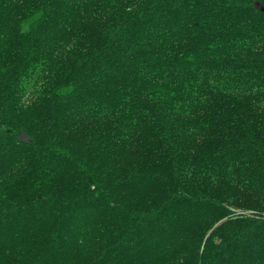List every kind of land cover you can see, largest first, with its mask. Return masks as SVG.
Here are the masks:
<instances>
[{
    "label": "trees",
    "instance_id": "1",
    "mask_svg": "<svg viewBox=\"0 0 264 264\" xmlns=\"http://www.w3.org/2000/svg\"><path fill=\"white\" fill-rule=\"evenodd\" d=\"M0 264H264V0H0Z\"/></svg>",
    "mask_w": 264,
    "mask_h": 264
}]
</instances>
